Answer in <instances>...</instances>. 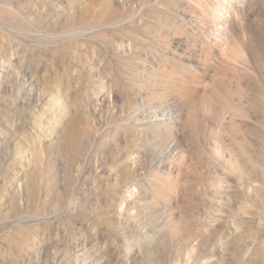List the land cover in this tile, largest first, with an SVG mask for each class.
Listing matches in <instances>:
<instances>
[{"label": "rangeland", "instance_id": "374dc122", "mask_svg": "<svg viewBox=\"0 0 264 264\" xmlns=\"http://www.w3.org/2000/svg\"><path fill=\"white\" fill-rule=\"evenodd\" d=\"M264 0H0V264H264Z\"/></svg>", "mask_w": 264, "mask_h": 264}, {"label": "bare ground", "instance_id": "6f19581e", "mask_svg": "<svg viewBox=\"0 0 264 264\" xmlns=\"http://www.w3.org/2000/svg\"><path fill=\"white\" fill-rule=\"evenodd\" d=\"M263 176H264V174H263Z\"/></svg>", "mask_w": 264, "mask_h": 264}]
</instances>
